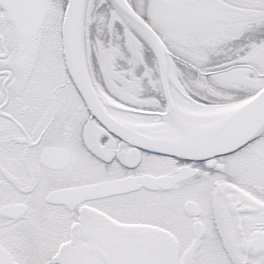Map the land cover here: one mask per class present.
<instances>
[{"label":"snow or ice","instance_id":"obj_1","mask_svg":"<svg viewBox=\"0 0 264 264\" xmlns=\"http://www.w3.org/2000/svg\"><path fill=\"white\" fill-rule=\"evenodd\" d=\"M0 264H264V0H0Z\"/></svg>","mask_w":264,"mask_h":264}]
</instances>
